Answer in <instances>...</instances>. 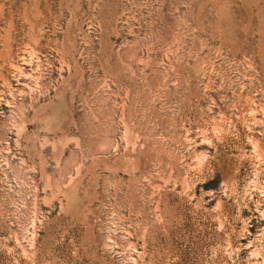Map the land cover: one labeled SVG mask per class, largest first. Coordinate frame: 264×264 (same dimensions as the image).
Wrapping results in <instances>:
<instances>
[{"label":"rangeland","instance_id":"rangeland-1","mask_svg":"<svg viewBox=\"0 0 264 264\" xmlns=\"http://www.w3.org/2000/svg\"><path fill=\"white\" fill-rule=\"evenodd\" d=\"M0 264H264V0H0Z\"/></svg>","mask_w":264,"mask_h":264}]
</instances>
